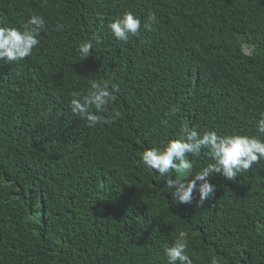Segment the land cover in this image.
Returning <instances> with one entry per match:
<instances>
[{"label":"trees","instance_id":"trees-1","mask_svg":"<svg viewBox=\"0 0 264 264\" xmlns=\"http://www.w3.org/2000/svg\"><path fill=\"white\" fill-rule=\"evenodd\" d=\"M128 11L141 31L123 42L109 24ZM31 15L45 19L32 55L0 61V264H168L181 235L193 264H264V159L210 177L200 207L141 159L193 129L259 135L264 0H0V26ZM94 82L116 100L89 127L70 101ZM189 159L192 175L211 162Z\"/></svg>","mask_w":264,"mask_h":264},{"label":"clouds","instance_id":"clouds-1","mask_svg":"<svg viewBox=\"0 0 264 264\" xmlns=\"http://www.w3.org/2000/svg\"><path fill=\"white\" fill-rule=\"evenodd\" d=\"M155 15L143 24L150 31L155 22ZM45 25V19L40 15H31L23 30L8 26H0V61H23L32 55L33 49L39 44L37 36ZM111 33L120 41L127 42L130 36H138L141 31V20L131 11L125 12L109 24ZM92 50L91 42L79 45L81 60L87 58ZM260 63L243 65L232 63L227 69L256 70ZM116 86L108 82H94L87 95H75L70 101L73 114L85 120L89 127L100 122L96 114L107 110V106L116 100ZM95 111H92V110ZM119 112L112 114V119H118ZM258 136L243 134L218 135L215 131H204L202 134L193 129L185 136L173 139L163 148H150L143 152L142 161L149 169L157 172L165 179L166 189L171 190L172 197L179 203L191 204L194 194H198L197 206H203L212 198L216 185L209 178L215 174L223 175L227 180L234 181L242 172L249 170L254 164L264 159V114L257 123ZM207 150L211 162L202 170L192 175L193 164L189 159L199 157ZM179 174L182 179L177 178ZM175 175L173 179L172 176ZM188 244L181 238L175 240L171 247L165 248L168 264H193L187 252Z\"/></svg>","mask_w":264,"mask_h":264},{"label":"bare ground","instance_id":"bare-ground-1","mask_svg":"<svg viewBox=\"0 0 264 264\" xmlns=\"http://www.w3.org/2000/svg\"><path fill=\"white\" fill-rule=\"evenodd\" d=\"M198 32V30H195V31H192L191 32V34H196ZM254 49V47H252L251 45L250 46H244V51L246 52V53H251L252 52V50Z\"/></svg>","mask_w":264,"mask_h":264}]
</instances>
